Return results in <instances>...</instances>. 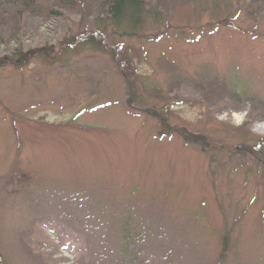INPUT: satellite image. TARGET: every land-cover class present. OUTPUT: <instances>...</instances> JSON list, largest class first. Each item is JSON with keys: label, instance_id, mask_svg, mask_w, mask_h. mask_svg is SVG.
<instances>
[{"label": "rangeland", "instance_id": "1", "mask_svg": "<svg viewBox=\"0 0 264 264\" xmlns=\"http://www.w3.org/2000/svg\"><path fill=\"white\" fill-rule=\"evenodd\" d=\"M7 1L0 264H264V0Z\"/></svg>", "mask_w": 264, "mask_h": 264}, {"label": "trees", "instance_id": "2", "mask_svg": "<svg viewBox=\"0 0 264 264\" xmlns=\"http://www.w3.org/2000/svg\"><path fill=\"white\" fill-rule=\"evenodd\" d=\"M30 0H20L21 6H24L25 4H28ZM8 1L5 0L4 6ZM104 10L106 11V14L109 15L111 20H114L115 22H118L119 20H122V17L130 16L131 14H135L138 12L140 7L143 5V1L141 0H104ZM13 1L10 5L12 7ZM27 6V5H26ZM3 7V0H0V31H3L5 29V25H7V29L9 30L8 34L10 37L13 38V35L16 33L17 29L12 28L11 26V21L17 18L19 19L18 23L23 22L21 18L23 12H18L20 9H15V13H10L11 10L9 11L5 10L2 8ZM133 12V13H132ZM18 13V15H17ZM21 14V15H20ZM134 16V15H132ZM11 20V21H10ZM10 25V26H9ZM9 26V27H8ZM6 30V29H5ZM14 33V34H13ZM12 35V36H11Z\"/></svg>", "mask_w": 264, "mask_h": 264}]
</instances>
